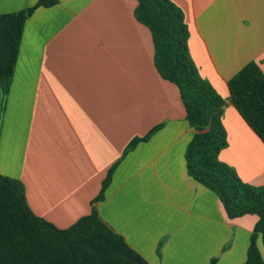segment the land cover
<instances>
[{
    "label": "crops",
    "instance_id": "obj_1",
    "mask_svg": "<svg viewBox=\"0 0 264 264\" xmlns=\"http://www.w3.org/2000/svg\"><path fill=\"white\" fill-rule=\"evenodd\" d=\"M38 0H0V14ZM182 6L200 75L224 98L219 160L264 185V141L231 100L250 62L264 72V0H172ZM136 0H58L27 19L0 105V173L21 180L33 213L64 229L95 208L150 264H243L258 217L230 219L187 172L195 129L178 88L153 63ZM163 126L125 154L129 142ZM119 161L103 200L95 201ZM264 259V245L258 238Z\"/></svg>",
    "mask_w": 264,
    "mask_h": 264
},
{
    "label": "trees",
    "instance_id": "obj_2",
    "mask_svg": "<svg viewBox=\"0 0 264 264\" xmlns=\"http://www.w3.org/2000/svg\"><path fill=\"white\" fill-rule=\"evenodd\" d=\"M136 2L135 19L152 37L154 66L163 80L178 88L185 119L195 129L185 152L187 172L216 194L230 219L258 217L243 264H264L258 245V238L264 245V185L243 181L234 168L219 160L228 144L222 123L225 100L193 63L183 11L172 0ZM57 3L38 0L25 10L0 14V104L1 96L9 91L27 19L37 8ZM229 88L233 104L264 141V72L256 62H250L229 80ZM162 126L158 124L144 136L134 137L125 154L149 140ZM118 164L110 168L95 201L104 199ZM0 264L150 263L95 208L61 229L33 213L21 180L0 173Z\"/></svg>",
    "mask_w": 264,
    "mask_h": 264
},
{
    "label": "rangeland",
    "instance_id": "obj_3",
    "mask_svg": "<svg viewBox=\"0 0 264 264\" xmlns=\"http://www.w3.org/2000/svg\"><path fill=\"white\" fill-rule=\"evenodd\" d=\"M174 3H175L180 9H182V6H181L180 4H178V3L175 2V1H174ZM190 56H191V52H190ZM191 58H192V56H191ZM193 63H194V61H193ZM194 64H195V63H194ZM0 91L2 92V88H0ZM3 98H4V95L1 96L2 105H3V102H4ZM0 105H1V104H0Z\"/></svg>",
    "mask_w": 264,
    "mask_h": 264
}]
</instances>
